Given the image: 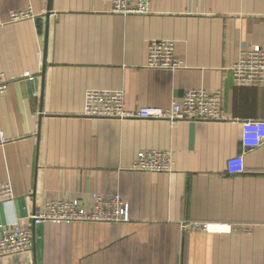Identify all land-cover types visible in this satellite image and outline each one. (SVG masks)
<instances>
[{
  "label": "crops",
  "instance_id": "0c3cea01",
  "mask_svg": "<svg viewBox=\"0 0 264 264\" xmlns=\"http://www.w3.org/2000/svg\"><path fill=\"white\" fill-rule=\"evenodd\" d=\"M149 1L148 15L121 16L111 0H0V186L13 189L0 230L34 239L0 264H264V143L240 144L241 122L264 121V85L237 86L230 72L241 50L264 48V0ZM152 40L173 41L181 68H147ZM191 89L221 91L223 120L82 117L88 90L122 91L135 111ZM148 150L171 153L169 173L131 171ZM239 155L244 172L230 176ZM94 193L122 195L131 221L33 225L47 202L89 210Z\"/></svg>",
  "mask_w": 264,
  "mask_h": 264
},
{
  "label": "built area",
  "instance_id": "2783aa9c",
  "mask_svg": "<svg viewBox=\"0 0 264 264\" xmlns=\"http://www.w3.org/2000/svg\"><path fill=\"white\" fill-rule=\"evenodd\" d=\"M111 13L121 16H144L150 13L149 0H111ZM31 19L30 11L16 12L11 22ZM145 66L150 69L175 71L181 63L174 54V42L170 40H152L147 45ZM233 82L240 87H260L264 85V48L253 46L240 51L237 61L230 69ZM7 89V82L0 73V95ZM82 117L85 119L115 120H155L170 124L180 122L216 123L223 120L221 91L191 89L186 91L179 102L168 108L141 107L135 111L125 108L122 91L88 90L84 93ZM242 133L240 144L243 151L260 147L264 143V121H244L240 123ZM172 157L169 151H140L132 163L131 171L148 173H169ZM226 172L230 176L244 172L243 156L229 159ZM13 199L10 183L0 186V203ZM89 210L76 200H51L44 209L33 216V225L46 222L104 223L114 225L131 221L130 208L123 196L116 194L104 197L92 194ZM194 230H209L208 225L193 223ZM185 228V226H183ZM31 230L3 228L0 230V258L29 252L33 247Z\"/></svg>",
  "mask_w": 264,
  "mask_h": 264
}]
</instances>
